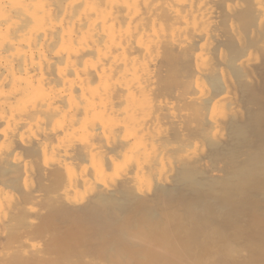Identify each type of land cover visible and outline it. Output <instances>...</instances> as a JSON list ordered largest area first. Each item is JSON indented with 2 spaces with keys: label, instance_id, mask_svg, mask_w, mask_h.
Listing matches in <instances>:
<instances>
[{
  "label": "bare ground",
  "instance_id": "6f19581e",
  "mask_svg": "<svg viewBox=\"0 0 264 264\" xmlns=\"http://www.w3.org/2000/svg\"><path fill=\"white\" fill-rule=\"evenodd\" d=\"M245 1L0 0V264L53 259L29 235L47 197L37 178L106 221L89 238L113 264H264V144L213 171L241 116L230 63L251 70L233 17L257 15L248 35L264 34V0Z\"/></svg>",
  "mask_w": 264,
  "mask_h": 264
},
{
  "label": "rangeland",
  "instance_id": "374dc122",
  "mask_svg": "<svg viewBox=\"0 0 264 264\" xmlns=\"http://www.w3.org/2000/svg\"><path fill=\"white\" fill-rule=\"evenodd\" d=\"M245 1V0H244ZM250 1L251 0H246L245 1V3H247V7L249 6L250 7ZM245 5V4H244ZM246 6V5H245ZM247 7H244V10H245V12H248V9L249 10H251L252 8L250 7V8H247ZM247 8V9H246ZM238 13H242L241 11L240 12H237L236 13V15H237V17H233L234 19H236V20H234L235 21V23L237 22V25H241L242 26V28H241V26H240V29L241 30H243L244 29V35L246 36H248V38H246V39H244L245 41H243V46H246V47H244V48H242L241 46V48H239V44H236V43H234L235 41H233L232 39V41H230V39H227V40H225L223 43L225 44L224 46H226V47H224L223 46V48H226V49H228V53L230 54V59H231V54H232V57H234V52H237V53H240L241 54V52L242 51H239L238 52V50H242V49H244L245 50V48H247L246 50H245V52H243L242 53V55H240V54H237V61H238V58L239 57H241V56H243V54H249V55H244V56H248L247 58H252L251 60H250V67L249 68H247L248 70L249 69H251L252 70V72H251V70H249V72L247 73V71L245 72V73H247L246 75L249 77V78H247V76H245V78H247V79H245L244 78V75L245 74H243L242 76H241V73L239 72V73H237L236 71H235V65L234 64H232V62L230 63V65H232V70H231V72L232 73H234L233 74V76L231 77L232 79H231V83H229V84H232V91H234L233 92V94H232V96L234 97V102H236V106H238V109L237 110H239V112H240V117L238 118V120L236 119V120H234V121H231V125H230V130H229V132L231 133H228L229 135H228V140H227V144H226V148H224L223 150H222V152H220L219 153V155L217 154V156L219 157V158H221V157H224L225 158V160L227 159V160H230L231 158H232V154H235L238 150H240L241 149V147H242V145H245V147L248 149V148H250V147H252V148H254L255 146H258V148L262 145V144H264V34H261L260 32H259V35H256V34H258L257 32H256V34L255 35H253V37H252V39H251V30L254 28V27H256V23H255V21H254V19H255V17L257 18V15H256V13H254L256 16L255 17H253V15H252V13H248V14H245V15H247L248 17V21L250 22L251 20H252V17H253V22L252 23H247L248 21H247V18H246V16L245 17H243V14H239V16H238ZM251 14V15H250ZM242 15V16H241ZM240 16L242 17V18H245V22L247 23V25H246V23H244V19H241L240 18ZM256 21H258L257 19H256ZM238 22H239V24H238ZM254 23V24H253ZM254 25V27H253V25ZM251 27H253V28H251ZM255 29V28H254ZM247 32V34H246V32ZM248 33H250V35H248ZM247 39H248V41H247ZM231 42V45L232 46H230V42ZM244 42L246 43V45L244 44ZM232 43H234L235 45H237L236 47H233V46H235V45H233ZM241 44V45H242ZM229 45V46H228ZM228 47H230V48H228ZM231 47H233V49H238V50H236L235 49V51L233 52V49L231 48ZM258 47V48H257ZM260 47V48H259ZM255 49V50H254ZM252 54H253V56H252ZM239 56V57H238ZM244 56H243V58H244ZM252 56V57H251ZM259 56V57H258ZM256 57H258V58H256ZM254 58H256V59H254ZM258 59V60H257ZM258 61V62H257ZM252 62L254 63V64H252ZM262 62V63H261ZM255 65V66H254ZM260 65V66H259ZM256 67V68H255ZM253 68V69H252ZM230 69H231V66H230ZM251 72V73H250ZM236 74V75H235ZM257 74V75H256ZM232 75V74H231ZM235 75V76H234ZM240 75V76H239ZM252 75H254V76H252ZM237 78V79H236ZM256 78V79H255ZM236 79V80H235ZM244 80H245V82H244ZM250 80H251V82H250ZM237 81V82H236ZM249 81V82H248ZM258 81V82H257ZM247 82V83H246ZM230 87H231V85H230ZM234 87V88H233ZM246 87V88H245ZM257 87V88H256ZM231 89V88H230ZM217 90V89H216ZM243 90V91H242ZM220 90L218 89L216 92H219ZM232 91H231V93H232ZM237 93H236V92ZM261 91V92H260ZM236 93V94H235ZM242 93H243V95H242ZM253 93V94H252ZM241 94V95H240ZM240 96V97H239ZM254 97V98H253ZM258 98V99H256V98ZM252 98V99H251ZM238 100H241L240 102L238 101ZM250 100H251V102H250ZM255 102H254V101ZM248 102V103H247ZM242 103V104H241ZM258 104V105H257ZM242 106H244V107H242ZM257 106V107H256ZM262 106V107H261ZM237 108V107H236ZM239 108H241V109H239ZM254 108V109H253ZM253 109V110H252ZM243 111V112H242ZM261 112V113H260ZM243 113V114H242ZM256 113V114H255ZM260 113V114H259ZM251 114V115H250ZM253 115V116H252ZM255 115V116H254ZM249 116V117H248ZM247 117V118H246ZM252 119H251V118ZM257 118V119H256ZM255 119V120H254ZM252 121V122H248V121ZM244 121V122H243ZM255 121H256V123H255ZM259 121V122H258ZM246 122H248V123H246ZM242 123V124H241ZM254 123V124H253ZM258 123V124H257ZM263 123V124H262ZM238 124V125H237ZM256 124V125H255ZM260 124H261V126H260ZM243 125H244V127H243ZM248 125V126H247ZM238 126H241V127H243V128H246V129H244V132L246 133L245 134V137H246V141L250 144V145H247V144H245V143H242V137H240V136H237L238 134H236L234 131H235V129L238 127ZM259 126V127H258ZM258 127V128H257ZM250 129V130H249ZM234 130V131H233ZM255 130V131H254ZM259 131V132H258ZM262 131V132H261ZM258 133V134H257ZM259 133H261V134H259ZM235 136H234V135ZM248 134V135H247ZM250 135V136H249ZM262 136L261 138H258V137H260V136ZM229 136L231 137V136H233V137H231L230 138V140H229ZM258 136V137H257ZM244 137V138H245ZM248 138H250V141H249V139ZM253 140H252V139ZM257 138V139H256ZM234 139V140H233ZM236 139H238V142H237V140ZM235 141H236V143H235ZM241 142V143H240ZM239 143V144H238ZM253 144V146H252V144ZM259 143V144H258ZM261 144V145H260ZM233 146H235V147H233ZM232 149H231V148ZM239 147H240V149H239ZM235 148V149H234ZM230 149V150H229ZM247 149H245V150H247ZM242 151H245V150H243V149H241ZM236 151V152H235ZM264 151V150H263ZM223 152H225V153H223ZM232 154H231V153ZM230 154H231V156H230ZM228 156V157H227ZM222 159V158H221ZM220 159V162H218V164H216L215 165V167H217L216 169L218 170H216L215 171V168H214V173H216V175L217 176H225L226 174H227V169H225V168H228V164H227V161H223V159L221 160ZM238 162H239V159L237 160ZM220 170V171H219ZM212 171V172H213ZM218 173V174H217ZM51 179V178H50ZM40 180V179H38L37 178V181H39V183H40V186H41V188H42V191L41 192H43V193H45L46 195H47V197H46V199L44 200V202L41 204V208L44 210H41V212H42V214H40V216H38L37 217V219L39 220H37L36 222V224H35V226H36V228L35 227H33V229L34 230H31V228L29 229V230H31V233H33L34 231V233L33 234H31L30 233V231H29V235L30 236H36V237H34L33 236V238H36L37 239V241H35L36 243L38 242V243H40L42 246L44 245V248H46L48 251V253H49V255H48V253L47 254H45V255H48V257H50V256H52L53 257V259H51L52 261H54V262H52V261H50V259L48 260V258H47V256H46V258L47 259H45V261L47 260V261H50L49 263L50 264H56L55 263V261L57 262L58 260L56 259V258H58V256L60 257L61 256V258H58V259H61L62 261H63V259H62V257L64 256H62V252H63V250H64V253H65V250H66V252L67 253H65V254H67V256L65 255V257H68V259H69V257L71 258V260H73V261H70V260H67V258H64L66 261H68L69 263H71V264H92V263H96V264H113V261H112V259H111V257L102 249V247H101V241L100 240H98L99 239V236H93L95 239L93 240V239H90L89 238V236H92V230L91 229H95V228H97L99 225H100V223L97 225V223L98 222H101L102 221V217H100V216H98L97 215V213L94 211V210H92L91 211V209H87V208H80V207H78V208H69V207H67V206H64L63 204H62V202L59 200V202L57 201L59 198H58V190H59V186L54 182V181H52V179L51 180ZM41 182H43V183H41ZM54 183V184H53ZM48 186V187H47ZM55 186V187H54ZM58 188V189H57ZM55 189H57V190H55ZM56 194L58 195L57 197H56ZM55 197L56 198H58V199H55ZM57 202H56V201ZM51 201V202H50ZM59 203V204H58ZM65 204V203H64ZM63 205V206H62ZM52 210V211H51ZM65 210V211H64ZM77 210V211H76ZM84 210V211H83ZM89 211H91V212H89ZM61 212V213H60ZM63 213V214H62ZM92 213V214H91ZM93 213H95L94 215H93ZM93 216H95V217H93ZM52 218L51 220H52V222L51 223H49L47 226L45 225V221H46V219L48 220V219H50V218ZM94 219V220H93ZM94 222H93V221ZM91 221V222H90ZM42 222H43V224H42ZM60 222V223H59ZM102 222H104V223H106V221L103 219V221ZM101 225H103V223H101ZM39 226V227H38ZM43 226V227H42ZM44 229H46L45 231H42V230H44ZM57 231H56V230ZM110 229V228H109ZM40 230V231H39ZM23 231V230H22ZM33 231V232H32ZM75 232V231H79L81 234H82V238H79V239H77V240H75L74 242H76L75 244H78L77 245V247H75L76 245L75 244H71L70 246L72 247V245L75 247V248H71V247H67V248H65V249H63L62 250V248L61 247H59V248H61V249H59V250H57L58 248L57 247H55L54 245H52L53 243H54V240L57 238V237H59V236H61V235H63V236H68V235H70V234H72V232ZM113 232V231H112ZM112 232H111V230L108 232L110 235H109V239L110 240H114V239H118V237H117V235L118 234H116L115 232H113L114 234H116V235H112ZM54 233H56L55 235H54ZM37 243V244H38ZM40 245V246H41ZM38 246H39V244H38ZM39 246V248L40 249H42L41 247ZM50 246H51V248H50ZM52 246H54V249H53V247ZM43 248V249H44ZM71 248V249H70ZM46 249H45V251H46ZM42 251V250H41ZM44 252V251H43ZM55 252V253H54ZM44 253H46V252H44ZM51 253L53 254V255H51ZM78 256H81V257H84L85 259H84V263H83V261L82 262H80V263H78ZM80 257V258H81ZM123 257H126L124 254H123V256L121 255V258H123ZM56 259V260H55ZM128 259H130V260H128ZM44 260V259H43ZM60 260V261H61ZM81 260H83L82 258H81ZM80 259H79V261H81ZM47 261L45 262L46 264H47ZM60 261H58V262H60ZM61 261V262H62ZM66 261H63L62 263H64V262H66ZM86 261H87V263H86ZM43 263H44V261H42ZM42 262H40V264H42ZM52 262V263H51ZM67 262V263H68ZM58 264V263H57ZM123 264H140L136 259H132V258H130V257H126V258H124V262H123Z\"/></svg>",
  "mask_w": 264,
  "mask_h": 264
}]
</instances>
